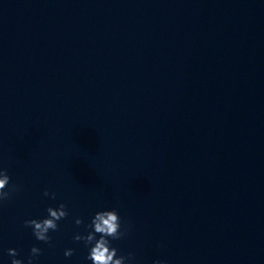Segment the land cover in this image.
<instances>
[{
  "label": "clouds",
  "instance_id": "obj_1",
  "mask_svg": "<svg viewBox=\"0 0 264 264\" xmlns=\"http://www.w3.org/2000/svg\"><path fill=\"white\" fill-rule=\"evenodd\" d=\"M10 182V177L8 175L7 169H0V202L9 200L12 194L16 192L17 186L13 185L11 189L5 190ZM43 195L52 199L56 198L55 192H49L45 190ZM48 215L43 219H29L24 221L25 227H31L32 233L38 241H42L51 246V237L48 233L51 231L58 230V223L61 219L67 217L68 213L66 211V205L61 203L58 208L48 207L46 209ZM83 220L77 218L75 220L76 225H81ZM86 235L77 233L74 235V241H83L86 246L92 245L89 248L88 260L92 264H125L126 259L131 260L132 254L129 253L128 257L123 255L117 256V249L111 247V240H119L126 235V230L121 231V218L118 215L116 209L111 210H101L94 214L91 219L90 224H88ZM97 234L99 238L97 239ZM8 255L12 257L11 264H25V261L18 259L19 252L17 249L9 248L7 250ZM73 249H66L64 251L65 257H71L73 255ZM42 254V249L33 246L30 250V255L27 259V264H33L36 257ZM153 264H164L163 261L155 260Z\"/></svg>",
  "mask_w": 264,
  "mask_h": 264
},
{
  "label": "water",
  "instance_id": "obj_2",
  "mask_svg": "<svg viewBox=\"0 0 264 264\" xmlns=\"http://www.w3.org/2000/svg\"><path fill=\"white\" fill-rule=\"evenodd\" d=\"M16 0H0V38L13 11Z\"/></svg>",
  "mask_w": 264,
  "mask_h": 264
}]
</instances>
